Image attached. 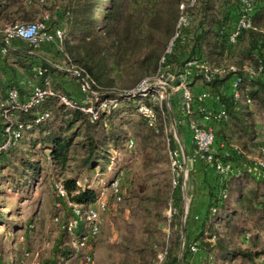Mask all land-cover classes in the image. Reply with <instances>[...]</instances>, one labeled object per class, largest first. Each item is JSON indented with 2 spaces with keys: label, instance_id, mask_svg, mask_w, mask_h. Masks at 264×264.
I'll use <instances>...</instances> for the list:
<instances>
[{
  "label": "trees",
  "instance_id": "16d2710c",
  "mask_svg": "<svg viewBox=\"0 0 264 264\" xmlns=\"http://www.w3.org/2000/svg\"><path fill=\"white\" fill-rule=\"evenodd\" d=\"M34 3L36 2L24 4L22 0H1L0 24L3 25L0 29L7 24H15L4 22L3 19L8 20L12 17L14 21L20 11L26 9V6L31 7ZM181 4L184 5L182 12ZM63 8L66 28L62 39L40 45L41 50L42 48L44 50L45 45L54 47L55 53L52 56L46 57L39 54L40 47L34 49L23 41L13 42L11 47L15 50L9 48L5 54H0V67L4 66V69L15 75L20 72L30 77L34 83L30 92L14 84L3 86L0 83V107L8 99V94L12 90L17 92L18 103L24 104L30 98L34 86L41 88L48 86L54 94L63 95L72 100L63 88L61 80V77L69 76V73L56 67L55 58L78 67L77 80L90 83L92 92L96 94V99L93 97L95 109L98 103L105 99H117L118 102H126L127 105L133 102L123 94L126 92L120 93L119 89L114 88L116 85L114 77L122 78V72L127 69L133 70L137 63L140 75L150 71L157 73L162 68L168 73L167 75L177 77L186 71L188 62L196 60L205 63L211 69L229 66L235 68V72L213 74L209 82L204 80L203 72L196 68H193L188 76L195 99L199 93L208 91L216 98V102L207 100L203 106L209 109L222 107L227 113V120L214 126L216 145L222 144L223 148L229 146L233 155L236 152L232 150L229 143L234 138L241 144L243 150L253 147L257 134L254 125V109L264 113V0H255L251 26L241 32L234 44L227 41L225 30L237 14L238 0L234 2L233 0H195L192 5L189 0H68ZM181 14L186 16L188 24L186 27H181L179 35L173 39L172 35L175 33ZM30 22L33 21L25 23ZM48 27L46 22V30ZM57 29L64 28L57 26L50 31ZM168 40L172 41L170 52L160 55L163 43ZM154 44L159 46L158 50L151 49ZM212 58L217 60V63L224 60V63L215 66ZM35 69H39L41 74H37ZM111 75H114L113 78ZM236 77L240 78L236 88L240 93L238 100L232 96V83ZM170 98L179 101L174 91H169V101ZM72 101L77 104L81 102V100ZM162 102L159 105L145 100V103L151 105L155 111V126H149L142 117L140 124L151 131L154 128L160 131L161 128L157 126L164 122L165 112L169 114L166 101ZM116 108L114 107L108 115L99 112L98 119L92 120L87 113L78 109H67L58 104L56 97H47L27 111L20 109L10 111L14 120V129H17V124L29 126V129L27 131L23 129L22 132H24L20 138L0 152V170L3 169L2 165L9 167L11 162L10 169L14 172L4 180L9 179L8 183L11 186L27 191L39 174L40 163L31 160L29 156H32V153L29 150L26 153L28 157L24 155L23 145L28 147L39 145V151L43 155L47 149L52 162L64 165L69 157L73 138L78 136L81 140L76 144L84 150L77 166L78 172H85L89 176L97 167H100L101 172L106 171L111 159L110 149L117 150L122 148L124 143H133L122 133L120 125L112 122L114 121L112 114ZM64 110L67 114L63 115L61 113ZM191 110V114L181 117V119L184 118L185 123L193 119L198 120L202 115L196 101ZM43 113H47L48 118L36 123L37 117ZM5 125L6 122L0 119V143L5 138ZM185 138H190L188 131ZM175 147L178 148V145L176 144ZM186 157L188 158V155ZM215 159L218 160L217 156ZM228 160L229 158L225 159V161ZM15 163L18 165L15 166ZM198 164L203 162L195 165ZM246 176L256 187L247 189L243 193L242 180ZM180 184H182L181 179L177 187ZM232 187L234 190L231 192ZM259 187L264 189L263 170L246 172L245 176L242 173L218 174L215 183L207 189V207L200 220L201 227L193 239L194 244H189L187 251H191V247L195 246L196 249L200 248L216 259L218 257L228 263L241 257L242 264H254V259L259 256V253L229 248L217 239L215 233H212L210 219L212 217L219 221L224 229L232 227L238 211H244L248 216L258 215L259 219H264V191L262 189L261 192ZM63 190L69 203L79 207L81 211L88 209V205L97 198L93 190L79 188L75 179L64 182ZM231 203H237L235 208L231 206ZM69 215L72 217L71 212ZM4 222V216L0 212V226L4 225ZM205 226L208 227L209 232L211 231L208 236L204 235ZM257 230H262V227ZM85 232L84 227L80 225L72 235L73 239L80 243ZM249 232L248 228L242 231L245 237L250 234ZM62 236L63 240L69 238L66 229H63ZM94 242V238L89 239L82 247L85 249L89 247L92 250ZM59 254L57 264H63L72 256L84 258L81 252L71 247L62 249ZM171 256L166 250L164 264L177 263V258Z\"/></svg>",
  "mask_w": 264,
  "mask_h": 264
},
{
  "label": "rangeland",
  "instance_id": "374dc122",
  "mask_svg": "<svg viewBox=\"0 0 264 264\" xmlns=\"http://www.w3.org/2000/svg\"><path fill=\"white\" fill-rule=\"evenodd\" d=\"M67 1L41 0L40 2L39 0L31 7L26 6V9L20 11L14 21L12 17L3 20L7 23L22 24L40 20L46 15L49 26L47 31L57 26H62L64 29L61 30L64 31L66 17L63 16V7ZM22 2L26 4L23 0ZM2 25L0 24V27ZM178 33L176 25L173 35ZM170 40L163 43L160 55L168 52L167 45L169 46ZM158 47L154 44L151 49L158 50ZM212 61L215 66L224 63V60L217 63L214 58ZM55 64L69 73V76L65 77V83L69 85L68 94L71 99L81 100L79 103H82L86 96L81 91V81L77 80L78 67L62 61ZM138 67L137 63L133 70L123 71L120 79L114 77L116 81L114 88L119 89L120 93H127L145 80L157 84L168 76L162 68L157 73L150 71L140 75ZM16 75L18 81L16 85L30 92L34 85L31 78L20 72ZM0 76L3 80L11 81L15 74L2 66ZM111 76L113 78L114 75ZM89 97H86L88 103ZM171 99L166 102L169 114L165 112L164 122L157 126L161 128L160 131L154 127L151 131L140 124L141 117L136 112V102H131L129 105L126 102L117 103L118 107H115L116 110L112 114L114 117L112 122L120 125L122 133L133 143L132 145L124 143L123 147L117 150L110 149L111 159L106 171L101 172L100 167H97L89 176L85 172H78L77 166L84 152L76 144L81 140L80 136L73 138V145L64 165L52 162L47 149L43 155L39 151V145L34 147L23 145L24 155L28 157L26 153L29 150L32 153V156H29L31 160L40 163L39 174L27 191H22L24 189L18 187L15 189L8 183L9 179L4 180L13 172L10 169L12 163L10 162L9 167L2 165L0 212L5 222L0 226V264H57L59 253L67 247L81 252L84 258L72 256L63 264H164L166 250L177 258L176 264H242L241 257L228 263L218 257L216 259L200 248L196 249L195 246H193L195 251H187V246L194 244L193 239L201 227L200 219H194L195 216L192 214L193 204L189 195L193 191L200 194L201 188L203 192V185L206 186L207 191L209 186L215 183L219 173L216 170L207 173L205 169L208 164H198L196 168L193 164L188 168L184 185L173 187L174 173L170 167L169 152L177 149L175 145L179 146L182 143L187 131L178 123V121L182 122L181 117L184 115L180 100ZM164 104L162 102V105ZM90 106L94 110L92 103ZM112 109L107 107L99 111L108 115ZM64 111L61 114H67V111ZM254 112V125L258 135L256 134L253 147L243 150L241 144L234 138L229 145L236 152L235 155L229 146L221 149L218 145V150L216 147L214 149L227 175L242 173L245 176L246 172L258 171L259 162H264V113L256 108ZM226 158L229 160L225 161ZM17 165L15 163V166ZM70 179H75L79 188L93 190L97 195L96 200L88 205V209L95 213L97 225L93 251L89 247L83 248L72 236L79 226L73 225V218L69 214L72 213L73 208L79 207L69 203L65 198L63 184ZM115 181L116 192L111 186ZM242 184L243 193L247 189L256 187L247 176L243 177ZM262 189L259 187L261 192ZM230 190L232 192L233 187ZM200 196L196 195L197 208L202 205ZM236 204L231 203V206L235 208ZM197 217L199 218V215ZM210 220L212 233L216 234L217 239L229 248L259 253L254 259V264H264V253H262L264 252V219H259L258 215L253 217L248 216L244 211H238L229 229H224L221 223L212 217ZM82 223L83 220L79 222ZM260 227L262 230H257ZM246 228L250 229V234L245 237L242 231ZM63 229L67 230L69 236L64 240ZM210 233L211 231L209 232L208 227L205 226L204 235L208 236ZM86 255H90V262L85 260Z\"/></svg>",
  "mask_w": 264,
  "mask_h": 264
},
{
  "label": "built area",
  "instance_id": "2783aa9c",
  "mask_svg": "<svg viewBox=\"0 0 264 264\" xmlns=\"http://www.w3.org/2000/svg\"><path fill=\"white\" fill-rule=\"evenodd\" d=\"M23 1L25 3H30L31 1L37 2L39 0ZM189 2L190 5H192L194 4L195 0H189ZM254 5L255 0H238L237 14L235 17H233V21L229 23L228 27L225 30L227 34V41L230 44L235 43L236 39L242 31L250 28ZM183 9L184 5L181 4V12L183 11ZM46 22L47 16L44 15L40 20H36L30 23L7 24L2 27L0 29V54H5L6 50H8L11 47V44L15 41H23L29 46H32L34 49H38L40 45L45 41L50 42L61 40L63 37V31L61 29H57L53 31L52 34H48V31L46 30ZM187 24L188 21L186 16L181 14L177 23V29L179 30L181 27H186ZM178 35L179 34H175L173 36V39H175ZM171 45L172 41H170L169 43L168 52H170ZM193 68L199 69L201 72H203V78L206 82L210 81L213 74L221 75L229 71L235 72V68L233 66H229L227 68L211 69L208 65L201 61L192 60L186 64V71L183 74H180L177 77L168 75L157 84H152L150 81L145 80L139 86L127 92L125 95L128 96L129 99L133 100V102H136V112L139 114V116L145 119L148 122L149 126H154L155 111L153 110V107L151 105L145 103V100L161 104V102L164 100L167 102L169 91H174L177 93L179 89H182L184 92L183 102L180 101V104L183 109V117L191 114V107L195 101L199 104V110L202 114L198 120L193 119L188 123H185L184 118L182 119V122L178 121L179 125H181L190 133L191 148L188 158H186L188 163L190 165H193L198 162H203L205 164L213 166L216 172H218L219 174H226L227 172L224 165L220 161L215 159L216 153L214 149L216 147L218 150V146L215 143L214 126L220 122L226 121L227 113L222 107L209 109L203 106V104L207 100L216 102V98L212 96L208 91L199 93L195 99L194 92L190 87L191 82L188 79L190 71ZM35 71L37 72V74H41V71L39 69H35ZM175 79L179 80L178 87L172 86V82ZM239 83V77H236L232 83V96L235 100H238L240 98V93L236 90ZM80 87L81 91L86 97L90 96L89 103L87 102L86 97L82 100V103L77 104L72 100L67 99V97L63 95L54 94L48 86L44 88L34 86L30 98L24 104L20 105L17 101V92L15 90L10 91L8 94V99L0 107V119L6 122V125L4 126L5 138L0 143V152L10 147V145L14 141L20 138L24 131H27L29 129V126H24L22 124H17V129L13 128L14 120L12 119V114L10 113V111L12 110L20 109L23 111H27L47 97H56L58 100V104L65 106L67 109H78L81 112L89 114L92 120H97L98 114L101 111H99V109L103 110L107 107L114 108L118 103L117 99H105L98 103L96 109L94 108V110H92L90 104L92 103L93 105V102H95L94 98L96 97V94L92 92L90 83L86 81H82ZM47 118L48 114L43 113L37 117L35 122L40 123ZM23 129L24 131L22 132ZM129 145H132V143L130 142ZM219 147L223 148V145L220 144ZM179 151L180 149L177 148L176 150L169 152L170 167L172 172L174 173L172 179L173 187H176L178 185L180 179H182L181 181L184 185V179L187 175V170L180 159ZM258 169L264 171V162H259ZM111 186L116 192L117 182H113ZM102 206L104 207V205ZM72 218L73 222H71L75 227L82 225L84 226V229L86 231L80 242L81 246H83L85 241L93 239L97 233L95 213L94 211L89 209H86L84 212L79 208H73ZM81 220H83V223L79 224ZM191 250L195 251L193 246L191 247ZM85 260L87 262H90V255H86Z\"/></svg>",
  "mask_w": 264,
  "mask_h": 264
},
{
  "label": "crops",
  "instance_id": "0c3cea01",
  "mask_svg": "<svg viewBox=\"0 0 264 264\" xmlns=\"http://www.w3.org/2000/svg\"><path fill=\"white\" fill-rule=\"evenodd\" d=\"M59 28H61V26H59ZM48 34H52V32L50 31V30H48ZM47 42H49V41H45V42H43L42 44H41V46L43 45V44H48ZM50 42H52V41H50ZM15 43V42H14ZM41 46H40V49H39V51H38V53L39 54H41V55H43V56H46V57H49V56H52V54H54L55 53V49H54V47H51V45H45L44 46V50H43V48H42V50H41ZM10 49H12V50H15L13 47H10ZM31 54V53H30ZM55 60L57 61V62H60V61H58L57 60V58H55ZM56 61H54V63H57ZM56 65V67L57 68H59L58 67V65L57 64H55ZM60 69V68H59ZM1 77V76H0ZM66 76H64V77H61V80L63 81L62 83H63V88L69 93V90H68V86L69 85H66V83H65V81H66V78H65ZM0 83H1V85H3V86H5V85H12V84H14L15 86H17V87H19L20 88V86H18V85H16L17 83H18V81H17V75H15V77H14V79L13 80H9V81H7V80H3L2 78H0ZM33 86V85H32ZM32 88V87H31ZM21 89H23V88H21ZM190 142H191V140H190V138L188 139V138H185L183 141H182V143L181 144H179V146H178V148L180 149V151H179V155H180V159H181V161L183 162V165L186 167V169H187V171H188V168H189V166H190V164L188 163V161H187V155H189V152H190ZM198 166V165H197ZM196 165H195V168L197 167ZM206 172L208 173V172H215V169L212 167V166H210V165H208L207 167H206ZM188 173V172H187ZM210 174V173H209ZM203 181V180H202ZM198 182V181H197ZM202 183V182H201ZM204 186V189H203V192H202V188H201V191H200V194H197L196 193V191H193V192H191V194L189 195V198L191 199L190 201H192V204H193V211H192V214L195 216L194 217V219H202V217H203V215L205 214V211H206V207H207V198H208V196H207V191H206V186L205 185H203ZM201 187V186H200ZM196 195H197V197H198V195H201L200 196V198H201V200H202V205L201 206H198V208L196 207V205L198 204V202H197V197H196ZM199 215V218L197 217Z\"/></svg>",
  "mask_w": 264,
  "mask_h": 264
},
{
  "label": "water",
  "instance_id": "95a60500",
  "mask_svg": "<svg viewBox=\"0 0 264 264\" xmlns=\"http://www.w3.org/2000/svg\"><path fill=\"white\" fill-rule=\"evenodd\" d=\"M172 86L173 87H178L179 86V80L178 79H175V80H173V82H172ZM183 90L182 89H179L178 91H177V96L179 97V99H180V101L181 102H183Z\"/></svg>",
  "mask_w": 264,
  "mask_h": 264
}]
</instances>
